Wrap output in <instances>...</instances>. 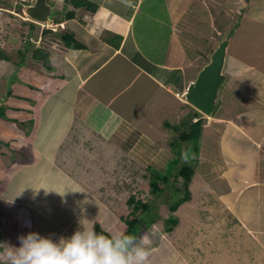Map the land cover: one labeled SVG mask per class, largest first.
I'll return each instance as SVG.
<instances>
[{
	"label": "crops",
	"instance_id": "crops-1",
	"mask_svg": "<svg viewBox=\"0 0 264 264\" xmlns=\"http://www.w3.org/2000/svg\"><path fill=\"white\" fill-rule=\"evenodd\" d=\"M90 1L96 9L59 1L55 31L46 35L21 15L25 47H17L20 37L11 53L0 47L10 56L0 58V249L14 246L11 239L18 244L11 221L54 240L81 228L103 234L96 224L105 235L127 233L131 207L113 202L110 183L130 187L140 161L145 181L153 170L176 173L181 149L183 161H198L185 203L199 199L201 211L186 215L192 225L204 216L194 228L216 225L217 246L200 247L201 230L180 219L158 244L147 229L145 264H264V112L249 131L234 119L212 133L206 117L196 143L180 142L178 127L196 110L186 99L200 71L190 59L201 34L216 26L211 6L220 11L236 1ZM252 6L248 0L246 11ZM68 33L79 46H69ZM239 184L248 188L244 198Z\"/></svg>",
	"mask_w": 264,
	"mask_h": 264
},
{
	"label": "rangeland",
	"instance_id": "rangeland-1",
	"mask_svg": "<svg viewBox=\"0 0 264 264\" xmlns=\"http://www.w3.org/2000/svg\"><path fill=\"white\" fill-rule=\"evenodd\" d=\"M235 1L236 5L229 4L224 10L220 11H217L216 6H211L216 26L212 27L211 30L209 29V31L206 29V31L201 34L204 36L202 45L197 49L194 56L192 54V58L190 59L195 61L191 68L195 72L201 70L203 66L210 61L212 53L218 47L221 40L225 38L228 31L233 26L236 27L237 25V31L235 30L236 33L231 40L224 68L226 79L219 91L217 110L212 114L211 117L213 118L210 120L213 127H211L209 131L212 133H220V130H223V127L229 123V120L234 119L236 120L233 122H236L245 128V130L249 131L251 130L253 123L256 122L254 119L261 114L258 109L264 112V0H253V6L249 8L248 11H246L248 9L246 8L248 7V0H244L243 2H241L242 0H233V2ZM13 3L14 6H12ZM27 3H31V0H0V47L10 53L14 50L11 49L16 45V39L19 37L21 42H18L17 47H25L24 37L27 35L26 31L29 30V26H20L19 22L23 20L22 16L27 17V14L23 9L24 5ZM61 15V10L56 11V20H59ZM35 40L36 39H34V41ZM14 55L18 58L16 51L14 52ZM190 60L188 59L187 63ZM9 84L12 85L11 81ZM2 88H5V82L1 79L0 93L2 92ZM252 98H254V106L251 108L250 100H252ZM7 99L8 98L5 100ZM168 103H170V100ZM1 108L2 107L0 106V109ZM252 109H256L255 112L251 111ZM250 112H253V115ZM181 120H183V118L180 119V123L178 124L179 131L182 132L183 130H188L181 125ZM206 120L207 119H205L204 124L206 123ZM173 125L175 124L173 123ZM258 127L261 131H264L262 130L264 129V124H259ZM9 142L10 141H8V143ZM8 143L4 142L6 146H9ZM144 163L145 162L142 161L136 163V167L140 172H137L136 178L130 175V187L113 186L114 184L109 182V188L113 194L112 196L115 197L112 199L114 200L113 202L118 204H124L127 202L133 193L137 198L142 195L145 201H149L153 205H156V207H152V210L154 211L153 215H155L156 212V216H154V219L156 220L149 227L151 228V233L148 235V241L158 244L161 242V238L164 237V232L166 231L165 220L172 214L168 202L169 199L173 201L171 198L172 192L167 191L161 197H157L151 193L149 181H145V179L140 176L141 172L144 173L142 171V168L145 167ZM149 174L150 173L148 172L147 176ZM182 182L183 179H179L177 185L173 189L176 190V188H180L183 185ZM246 182H250L249 179H246ZM240 187L241 188L238 192L235 190L236 195H238V198H244V193L248 188L246 189L243 184L240 185ZM178 194H180V192H178ZM174 196L177 198V193ZM193 200L194 199L192 198V201H190L189 204L184 202L183 205L186 204L185 206L181 204L183 207L180 205L181 207L176 212L179 220L183 219V222L186 223V225H184V223L181 222V226H186L188 230H190L191 227H196L195 225H201L202 222H205L203 219L204 216L198 214L199 219L193 221L196 223L192 225L190 216L188 217V215H186L187 212H193L192 208L194 211H201V209H199V205L201 206L199 199H196L195 202H193ZM185 209L188 210L185 211ZM128 214L130 216V214H132L131 211ZM11 223L13 231L10 232V236L11 233L13 236L17 234L18 244L15 240L11 239L12 244H15L14 246H6V249H3V247L0 249V264H10L9 256L13 251L12 247L18 248L20 246L19 237L23 235L21 230H17L15 222L11 221ZM145 223L146 221L142 223V228L139 229L137 233L134 231V233L131 234L137 237L138 244L147 248L149 243L147 241L143 242L141 239L142 236L145 237L146 233H148L147 229L149 228L145 227ZM176 226L178 228L180 225ZM177 228L175 230H177ZM194 229L201 230L198 232V235L200 236H197L200 247L206 248L213 247L214 245L217 246L216 241L219 232L216 225L212 226L210 230L207 229L205 231V227ZM210 231H212V233H210Z\"/></svg>",
	"mask_w": 264,
	"mask_h": 264
},
{
	"label": "clouds",
	"instance_id": "clouds-1",
	"mask_svg": "<svg viewBox=\"0 0 264 264\" xmlns=\"http://www.w3.org/2000/svg\"><path fill=\"white\" fill-rule=\"evenodd\" d=\"M49 1L58 4L59 1L63 2L65 0ZM66 1L70 3L68 0ZM33 2L34 0H31V3L27 4ZM27 17V20L40 25L42 32L46 27L54 28L53 22L44 24L30 18L28 14ZM53 31H55V28ZM200 112L203 119L212 116ZM194 119L197 121L198 117L193 116L190 122L192 123ZM186 129L189 130L188 127ZM197 140H193V142L196 143ZM19 240L20 246L18 248L12 247L13 251L9 256L10 264H145L148 256L145 248L137 243V237L119 232L105 235L98 234L94 230H83L81 228L76 230L70 237L62 236L58 240H54L51 236H42L37 232H29L27 235L20 236Z\"/></svg>",
	"mask_w": 264,
	"mask_h": 264
},
{
	"label": "trees",
	"instance_id": "trees-1",
	"mask_svg": "<svg viewBox=\"0 0 264 264\" xmlns=\"http://www.w3.org/2000/svg\"><path fill=\"white\" fill-rule=\"evenodd\" d=\"M68 2H71L75 7H85L89 10L96 9V5L90 0H68ZM65 37L69 46H79L72 34L68 33L67 35H65ZM74 41L75 43H73ZM35 53L37 55H40L37 58H42V56L45 54L42 49H37ZM0 58L10 60V56L6 54L2 49H0ZM45 59L47 60L48 58L45 57ZM3 110L4 106L0 109V118L5 116V112ZM193 114L194 115H191V118L193 116H197V121L191 123L190 118L189 120H186L181 123L183 127H188L189 130L181 132L180 142L188 140H197L201 136L205 119H203V117L201 116L202 113L197 109L195 110V112H193ZM183 155L184 152L179 149L177 161H173L172 164L173 167H175L176 165L178 166V170L176 173H162L153 170L148 175L150 190L153 195L161 197L167 191L172 192L171 198L173 199V201L170 199L168 201L172 214L169 215L165 220L166 230L168 231L172 230L179 223V217L177 216L176 212L181 204L191 199L192 195V192L190 191V183L195 174L196 165L198 161L196 159H187L183 161ZM179 179H183V185L180 188H176L175 190L173 188L177 185ZM178 192H180V194H178ZM176 193L178 196L177 198L174 196ZM128 205L132 209V214H130V216L125 219L128 224L126 234L133 235L131 233H134V231L135 233H137L139 229L142 228V223H144L145 221L146 228H149L155 222L156 219H154V216H156V212L155 215H153L154 211L152 210V207H156L155 204L153 205L149 201H144V199H138L135 195H132L128 199ZM95 229L97 232L103 234L105 233L99 224H96Z\"/></svg>",
	"mask_w": 264,
	"mask_h": 264
},
{
	"label": "water",
	"instance_id": "water-1",
	"mask_svg": "<svg viewBox=\"0 0 264 264\" xmlns=\"http://www.w3.org/2000/svg\"><path fill=\"white\" fill-rule=\"evenodd\" d=\"M56 6L57 3L49 0H34L32 4L24 5L23 9L30 18L47 24L53 22ZM235 30L236 27L231 28L226 37L221 40L212 53L210 61L199 71L186 92V99L207 115H212L218 106L220 87L226 79L224 67L228 48ZM52 31L51 27H46L42 34L45 35Z\"/></svg>",
	"mask_w": 264,
	"mask_h": 264
},
{
	"label": "built area",
	"instance_id": "built-area-1",
	"mask_svg": "<svg viewBox=\"0 0 264 264\" xmlns=\"http://www.w3.org/2000/svg\"><path fill=\"white\" fill-rule=\"evenodd\" d=\"M24 231H25V230H24ZM22 234H23V235H27V234H26V233H24L23 231H22Z\"/></svg>",
	"mask_w": 264,
	"mask_h": 264
}]
</instances>
